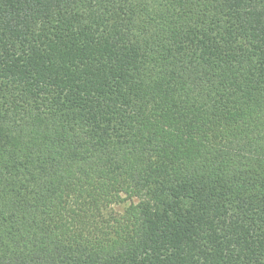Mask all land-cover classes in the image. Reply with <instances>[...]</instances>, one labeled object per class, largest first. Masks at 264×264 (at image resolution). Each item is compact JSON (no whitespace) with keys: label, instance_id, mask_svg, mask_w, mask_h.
Wrapping results in <instances>:
<instances>
[{"label":"trees","instance_id":"obj_1","mask_svg":"<svg viewBox=\"0 0 264 264\" xmlns=\"http://www.w3.org/2000/svg\"><path fill=\"white\" fill-rule=\"evenodd\" d=\"M0 264H264V0H0Z\"/></svg>","mask_w":264,"mask_h":264}]
</instances>
